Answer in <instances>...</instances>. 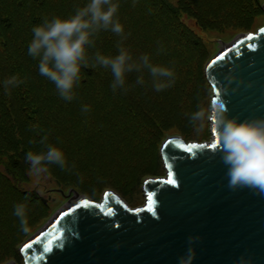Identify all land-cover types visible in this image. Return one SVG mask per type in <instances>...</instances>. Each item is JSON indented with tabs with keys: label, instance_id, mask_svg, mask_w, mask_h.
<instances>
[{
	"label": "water",
	"instance_id": "95a60500",
	"mask_svg": "<svg viewBox=\"0 0 264 264\" xmlns=\"http://www.w3.org/2000/svg\"><path fill=\"white\" fill-rule=\"evenodd\" d=\"M221 45L204 68L211 104L221 100L240 121L264 117V24ZM211 132L209 142L163 141L165 175L145 179L142 206L129 207L112 190L99 202L71 190L68 203L19 248L23 264H179L190 246L192 264H264V195L228 186L218 148L209 147L217 143L212 125ZM192 144L204 147L187 151ZM170 165L173 185L164 183ZM189 237L198 239L189 245Z\"/></svg>",
	"mask_w": 264,
	"mask_h": 264
},
{
	"label": "rangeland",
	"instance_id": "374dc122",
	"mask_svg": "<svg viewBox=\"0 0 264 264\" xmlns=\"http://www.w3.org/2000/svg\"><path fill=\"white\" fill-rule=\"evenodd\" d=\"M152 1L154 3L152 6L154 19H162L163 27H168L169 18L176 24L178 22L181 27L180 38L183 41L167 42V45L163 47V53L157 51L162 47H158V39L144 41L150 47L159 48H156L157 50L150 55L154 63L163 61V65L175 68L176 82L173 87L158 92L151 88L149 82L146 87L134 86L130 88V92L138 102L137 112L139 109L145 111V115L151 116L152 121H150L153 126L156 124L163 128L159 132L161 135L159 141L155 147L151 148L149 155H145L142 149L135 146L142 144L139 134L137 140L132 141L121 151L123 160L119 159L115 149L106 150V156H95L89 164L80 165L78 159L72 158L76 167L71 173L52 166L49 174L44 177L37 178L29 174V165L25 162V154L29 150L38 151L35 148L38 143L33 141H38L43 134H36L35 124L30 120V114H26L23 100L30 93L37 92L29 91L30 88L26 87L29 84L34 87L33 77L26 70L20 56L15 54L5 39L4 30L1 32L0 29V84L2 85L0 100L4 109V120L0 121V129L4 128L2 133L6 137L4 139L0 137V147L4 145L8 147L7 142L11 141V145L15 148L11 151L0 149V172L11 184H15L18 189L27 193V208L33 211L32 213L28 211V217L38 220V223L35 224L29 219V231L19 232L17 249L68 203L71 190L95 202L101 200L105 191L112 190L121 196L129 207L142 206L145 196L141 188L145 179L165 175V170L159 172L160 176L154 174H156V156L166 138L180 137L185 142L193 141L195 143L211 140V122L201 133L197 134L188 119V114L196 111L198 104L205 107L211 104L212 89L204 77L205 65L219 51L222 42L229 43L239 34L246 33V31H238L239 24L251 23V30L248 32H255L263 26L264 13L260 7L264 4V0H236V2L230 0L232 2L227 3L228 12L223 9L222 2L224 0H193L198 4L196 6L191 5V0ZM211 5H215L216 8L221 9L219 11L222 14H229L228 16L233 19L228 17L227 19L201 20L196 17L197 10L207 12ZM244 7L249 8L251 12L256 10V13L248 14L247 11H244L242 18L243 11L241 10V13L234 8ZM33 10L35 13H42L44 17L49 18L54 16L52 13H56L50 7L40 3L34 4ZM56 11L58 13L61 9L56 7ZM120 11L122 12V10ZM47 13L50 15L48 16ZM6 24L9 25L8 21ZM127 45L128 41L126 40L125 46ZM5 46L6 48H4ZM12 75H18L21 79L26 78V82L11 89L10 92H5L2 81ZM145 79L146 81L150 80L149 77H145ZM128 82L129 84L134 83L130 76ZM1 116L2 112L0 111V119ZM8 133L9 136H7ZM51 142L60 146L52 139ZM154 151L155 154H153ZM80 161L85 162V158H81ZM3 222L7 226L13 224L20 229L19 221L14 218L12 208ZM9 261L15 262L14 259Z\"/></svg>",
	"mask_w": 264,
	"mask_h": 264
},
{
	"label": "trees",
	"instance_id": "16d2710c",
	"mask_svg": "<svg viewBox=\"0 0 264 264\" xmlns=\"http://www.w3.org/2000/svg\"><path fill=\"white\" fill-rule=\"evenodd\" d=\"M191 5H198L191 0ZM236 2V0H234ZM254 1V0H253ZM86 0H0V29L4 30L5 39L13 48L15 54L23 61L26 70L33 77L34 87L29 84L26 87L29 91L37 92L25 96L23 104L26 114H30V120L34 122V129H40L41 134L48 133L49 142L60 144L66 154L69 164L78 159L80 165L90 163L95 156H106V150L115 149L119 159L123 160L121 151L132 141L137 140L139 134L140 142L137 144L145 155H149L151 148L159 141L161 126L151 124V116L145 115L141 109L137 112V101L134 95L129 91L122 92L117 90L113 92L110 84L112 75L110 71L103 68H87L81 70V83L77 89V98L71 102L61 99L52 82L45 79L38 72V61L28 55V44L33 37L31 29L40 24L44 19V14L35 13L33 5L40 3L50 7L56 13L54 16L67 17L74 14L79 6H83ZM120 4L119 17L125 26V32L131 33L128 37V45L134 56L141 53L152 55L161 46V49L167 45V42H183L180 38L181 27L169 18L168 27L162 26L161 20L154 19L152 0H118ZM230 0H224V10H227V3ZM56 7L61 11L57 13ZM260 7V6H259ZM264 13L262 6L260 7ZM238 12H251L247 7L234 8ZM122 10V12L120 11ZM219 8L211 5L207 12L197 10V18L204 19H230L233 17L222 14ZM48 16L50 15L47 13ZM246 14V13H245ZM247 15V14H246ZM8 21V24L6 22ZM174 22V24H173ZM238 23V22H237ZM236 23V24H237ZM176 24V26H175ZM238 31L248 32L251 30V23L238 26ZM119 38L111 32H102L97 38L96 49L103 55H116V42ZM147 39L159 41L158 47H150L144 43ZM6 48V46L4 47ZM157 48V49H156ZM158 53L162 51L157 50ZM163 53V52H162ZM32 59V60H31ZM163 61L159 64L163 65ZM145 77H148L147 74ZM205 77V75H204ZM131 80L135 81V74L130 75ZM206 80V78H205ZM207 81V80H206ZM0 84V94L1 92ZM139 89V88H138ZM83 105L90 106V112L87 114L81 112ZM3 103L0 100V111L2 116L0 121L4 120ZM153 117V116H152ZM154 119V117H153ZM151 120V121H150ZM155 121V119H154ZM4 128L0 129V137L6 138L2 133ZM141 132V133H140ZM4 136V137H3ZM9 136V133L7 134ZM54 144V143H52ZM7 146L0 149L11 151L15 149L11 141ZM11 145V146H9ZM55 145V144H54ZM35 148L40 151L41 146L37 144ZM155 154V151L153 152ZM157 155V154H156ZM71 157V158H70ZM85 158V162L80 159ZM156 174L160 176V171L164 170L160 155L156 156ZM77 163V164H78ZM27 193L18 189L0 172V264L14 259L17 264H23L16 247L22 230L10 224L7 226L3 222L7 218L9 210L16 203H25L27 205ZM28 211L32 213L31 209ZM43 217V215H42ZM14 218L18 220L15 216ZM30 222L37 224L38 220L29 216ZM34 224V225H35Z\"/></svg>",
	"mask_w": 264,
	"mask_h": 264
},
{
	"label": "clouds",
	"instance_id": "9594fccd",
	"mask_svg": "<svg viewBox=\"0 0 264 264\" xmlns=\"http://www.w3.org/2000/svg\"><path fill=\"white\" fill-rule=\"evenodd\" d=\"M136 0H133L135 5ZM118 0H86L67 17H44L42 23L34 26L33 37L28 44V55L38 61V72L55 86L58 96L71 102L77 98L81 83V70L103 68L110 71L113 92L129 91L134 86H150L155 91H164L176 82L175 68L154 63L148 53L134 56L125 41L131 33L119 17ZM102 32H111L119 39L116 42V55H103L96 49L97 38ZM163 51V49H160ZM135 74V81L129 84L128 78ZM150 78L146 81L145 75ZM26 82L18 75L2 81L5 92ZM90 106L83 105L81 112H90ZM189 124L197 134L211 122L215 129L218 151L227 167L228 186L232 189L244 188L264 195V117H253L240 121L229 117L224 102L216 100L208 107L198 104L197 110L188 114ZM40 135L41 130L35 129ZM41 146L40 151L29 150L25 162L29 174L41 178L49 174L52 166L71 173L75 164H69L64 150L49 142L47 133L33 141ZM13 215L18 219L20 229L29 231L28 208L25 203L13 206ZM198 238L189 237V245ZM194 247H189L179 264H192L195 259Z\"/></svg>",
	"mask_w": 264,
	"mask_h": 264
},
{
	"label": "snow or ice",
	"instance_id": "6c2138e0",
	"mask_svg": "<svg viewBox=\"0 0 264 264\" xmlns=\"http://www.w3.org/2000/svg\"><path fill=\"white\" fill-rule=\"evenodd\" d=\"M220 59H223V57H220ZM215 102H216V100H213V103H215ZM213 132L215 133V129L214 128H213ZM203 147H204L203 145L192 144V145H189L186 150L190 152L192 149L203 148ZM209 147L210 148H213V149L217 148L218 147V142L209 145ZM173 176H174V172H173V170L171 168V165H170L169 166V171H168V178L164 181V183L167 184V185H173V184H175V180H174ZM152 200H153V197L151 195H149L147 197L148 203H152ZM84 203L85 204H88V201H85ZM146 210L153 211L154 212V208H148ZM108 211L109 212H112L113 211V208H112L111 204H109V206H108ZM64 215L67 216L68 213H65ZM26 247L30 248V247H32V245L29 244V245H26ZM43 251L44 252H48L49 249L45 247V248H43Z\"/></svg>",
	"mask_w": 264,
	"mask_h": 264
}]
</instances>
